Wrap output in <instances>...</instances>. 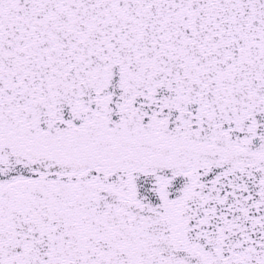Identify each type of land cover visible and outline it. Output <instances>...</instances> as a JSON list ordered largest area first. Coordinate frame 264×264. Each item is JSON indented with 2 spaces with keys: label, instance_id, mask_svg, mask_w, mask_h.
<instances>
[{
  "label": "snow or ice",
  "instance_id": "1",
  "mask_svg": "<svg viewBox=\"0 0 264 264\" xmlns=\"http://www.w3.org/2000/svg\"><path fill=\"white\" fill-rule=\"evenodd\" d=\"M0 264H264V0H0Z\"/></svg>",
  "mask_w": 264,
  "mask_h": 264
}]
</instances>
